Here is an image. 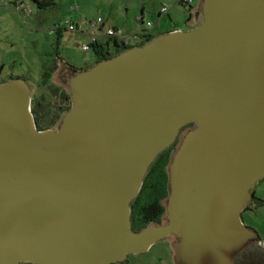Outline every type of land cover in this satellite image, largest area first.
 Returning a JSON list of instances; mask_svg holds the SVG:
<instances>
[{"label":"water","instance_id":"1","mask_svg":"<svg viewBox=\"0 0 264 264\" xmlns=\"http://www.w3.org/2000/svg\"><path fill=\"white\" fill-rule=\"evenodd\" d=\"M200 7V8H199ZM200 23L92 66L60 61L71 96L39 129L32 86L0 82V264H112L170 238L174 264H236L264 179V0H200ZM161 222L131 204L158 155Z\"/></svg>","mask_w":264,"mask_h":264},{"label":"rangeland","instance_id":"2","mask_svg":"<svg viewBox=\"0 0 264 264\" xmlns=\"http://www.w3.org/2000/svg\"><path fill=\"white\" fill-rule=\"evenodd\" d=\"M51 8H39L32 0H0V81L12 75L30 77L32 93L36 92L38 82L43 77L46 65L55 60L56 51L78 68L92 66L96 61L95 52L84 51L82 46L88 42L91 32L104 34L110 26L123 29L132 35L134 32L150 31L156 34L161 29L170 30L176 25L190 29L188 19L190 6L181 0H54ZM195 0L193 7H199ZM163 5L168 11L159 17ZM200 8V7H199ZM144 13V22L138 20ZM102 16L105 24L88 25L89 31L69 29L70 22L76 26L82 19L88 21ZM148 21L152 26L147 25ZM193 25V24H192ZM196 25H193V28ZM61 28L59 37L58 29ZM59 38V40H58ZM112 43L113 46V42ZM135 43H132L133 45ZM36 80V81H35ZM53 82L59 86L56 80ZM63 87V86H62ZM48 92V87H41ZM256 197L263 199L256 210L244 212L245 224L254 228L264 242V179L256 187ZM257 244V242H255ZM261 245V244H257ZM264 249V247H262ZM174 249L170 238L156 242L148 251L129 254L125 261L112 264H174ZM22 264H33L24 262Z\"/></svg>","mask_w":264,"mask_h":264},{"label":"trees","instance_id":"3","mask_svg":"<svg viewBox=\"0 0 264 264\" xmlns=\"http://www.w3.org/2000/svg\"><path fill=\"white\" fill-rule=\"evenodd\" d=\"M32 2L41 9L51 8L52 5H54V0H32ZM189 6L192 10L193 5ZM139 21L143 22L142 19ZM59 31L61 32V28L58 29V32ZM145 32L146 31L135 33V35H141L143 37V40L138 44H144L157 35L145 34ZM60 36L61 33L59 34V37ZM110 41L113 42L114 45H118V42L115 39L103 40L93 44V51L98 57L96 61L109 58L131 46H121L120 49H116V51L112 53L109 51L111 46ZM56 67L57 60L55 59L50 65H46L44 67L43 77L41 78L40 82H38V85L40 86L47 85L48 92H43L42 88H38L36 92L32 93L33 111L39 129L54 127L63 112L67 110L72 103L71 96L68 91L64 87L53 82L52 76ZM14 77H21L28 82L30 81V77L27 76L12 75L8 79ZM175 146L176 144H173L171 147L167 148L158 155L146 174L143 186L138 196L131 204V220L134 230H140L151 222L162 221V216L165 212V206L163 205L162 200L168 194L167 165L170 161ZM254 198H256V196H254ZM236 264H264V249H262V247L258 246L256 243L249 244L237 256Z\"/></svg>","mask_w":264,"mask_h":264},{"label":"built area","instance_id":"4","mask_svg":"<svg viewBox=\"0 0 264 264\" xmlns=\"http://www.w3.org/2000/svg\"><path fill=\"white\" fill-rule=\"evenodd\" d=\"M182 3H185L187 5H193L195 0H181ZM168 11V6L163 5L162 10L160 14L162 15L164 12ZM143 13L139 16L138 20H143ZM96 26L100 25V29L103 28L105 21L102 16H98L96 19H90V21L87 20V18L82 19L81 24L77 23L76 26L74 25L73 21L70 22L69 29L71 30H78V31H89L88 25ZM147 25L149 27L152 26V22L148 21ZM84 30V31H83ZM132 35L127 34L123 29L117 28L115 26H110L106 29V32L104 34L96 33L94 30L91 32V37L88 42L84 43L82 46V49L84 51H88L90 49H93V44L97 42H101L103 40H112L115 39L118 42V46H129L132 44ZM111 42V41H110ZM114 45V43H113ZM112 46V43H111Z\"/></svg>","mask_w":264,"mask_h":264},{"label":"flooded vegetation","instance_id":"5","mask_svg":"<svg viewBox=\"0 0 264 264\" xmlns=\"http://www.w3.org/2000/svg\"><path fill=\"white\" fill-rule=\"evenodd\" d=\"M54 5H55V2H54ZM54 5H52V7H54ZM202 18H203V15L202 14H199V15H196V13L195 12H193V13H191V16L189 17V19H188V24H190V27L189 28H191L193 25H197L198 23H200L201 21H202ZM193 24V25H192ZM181 27V26H180ZM182 28V27H181ZM184 29V28H183ZM143 40V39H142ZM142 40H140V41H142ZM139 41V40H138ZM132 43H135V44H137V43H139V42H135V41H133ZM116 49H120V45L118 46V45H113V46H110V48H109V51L110 52H115L116 51ZM55 59L57 60V66L59 67V64H60V61L62 60V59H64V57H61V55H60V53L58 52V51H56V54H55ZM98 59V57H97V55H96V60ZM66 62H67V64H69L70 62L66 59ZM50 65V64H49ZM57 68V67H56ZM55 68V69H56ZM31 80L32 79H30V81H29V83H35L34 81L33 82H31ZM41 87H43V86H40V85H36V88H41ZM256 191H257V189H255V195H256ZM263 202V199H259L258 197H256V198H254L253 199V203L254 204H256V206L257 205H259V204H261ZM254 207H247L244 211H243V218H244V212L246 211V210H250V209H253ZM253 243H255V242H253ZM261 244L260 246L261 247H264V242L262 241V239H260V237H258V242H257V244ZM251 244V243H250ZM259 246V245H258Z\"/></svg>","mask_w":264,"mask_h":264},{"label":"crops","instance_id":"6","mask_svg":"<svg viewBox=\"0 0 264 264\" xmlns=\"http://www.w3.org/2000/svg\"><path fill=\"white\" fill-rule=\"evenodd\" d=\"M193 11H195L196 9L193 7V9H192ZM159 17L160 18H162L163 19V17L164 16H162L161 14L159 15ZM105 21V20H104ZM173 29H176V28H181L180 26H178V25H176V27H172ZM170 30H172V29H170ZM165 31H169V30H164V29H161V31H159L158 33H156V34H159V33H161V32H165ZM137 31H135L134 32V34L136 33ZM145 34H152L150 31L148 32V31H146L145 32ZM143 39V37L141 36V35H135V42H140V40H142ZM139 40V41H138ZM258 186V185H257ZM255 193V192H254ZM256 196V195H255ZM251 207H254L252 210H256V208L258 207V205L256 206V204H254L253 202H252V205H251Z\"/></svg>","mask_w":264,"mask_h":264},{"label":"clouds","instance_id":"7","mask_svg":"<svg viewBox=\"0 0 264 264\" xmlns=\"http://www.w3.org/2000/svg\"><path fill=\"white\" fill-rule=\"evenodd\" d=\"M135 36V35H134ZM133 42V41H132ZM138 44V43H137ZM134 45V44H133ZM132 46V45H131ZM93 50V49H92ZM96 62V61H95Z\"/></svg>","mask_w":264,"mask_h":264}]
</instances>
